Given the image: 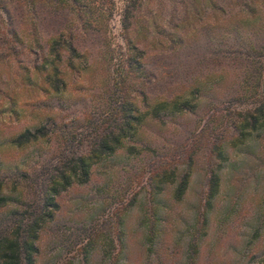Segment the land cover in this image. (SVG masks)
I'll use <instances>...</instances> for the list:
<instances>
[{"label": "trees", "instance_id": "16d2710c", "mask_svg": "<svg viewBox=\"0 0 264 264\" xmlns=\"http://www.w3.org/2000/svg\"><path fill=\"white\" fill-rule=\"evenodd\" d=\"M97 1L19 0L17 7H13L19 9L17 17L7 5L10 0L0 2L2 118L4 115L18 122L21 120V112L16 109L19 97L32 107H42L46 114L54 108L48 96L66 90L68 79L86 68L83 65L85 61H75L78 57L82 59L85 52L78 41L85 39L95 29L94 24L103 18L101 10L104 5L101 3L99 9L95 5ZM139 1L130 0L127 5L123 16L125 30L131 24L129 12ZM188 1L190 21H183L181 36L171 40L176 41V48H186L188 45L184 43L190 40L187 38L196 34L197 38H206L203 46L206 58L219 60L213 61L217 71L206 74L207 78L195 77L186 81L187 84L179 83V91H174L170 98L150 101L144 87L150 83L147 78L153 73L142 65L143 51L135 47L132 55L128 54L119 66L116 77L111 75L105 81V94L98 104L79 121L78 118L65 120L47 115L23 127L17 125L5 132L0 131V150L17 153L9 161L0 157V264H36L41 232L59 211L60 196L71 187L88 184L94 167L101 162L104 165L114 161L119 151H123L124 164H128V159H138L136 172L141 175L148 173L147 181L126 201L115 198L111 201L114 195L102 196L107 192V185L97 187L95 200L99 202L103 197L111 201L110 205L116 206L106 211L108 216L100 225H95L96 230L83 227L86 243L78 247L82 263H90L96 241L103 237L109 248L117 250V254L112 256L109 251V264H120L121 254L127 247V239H124L128 226L126 218L139 201V193L143 189L148 190L151 202L159 203V196L169 185L172 187L171 199L181 202L189 188L198 152H204L206 184L203 205L195 209L194 223L180 230L183 237H188L182 250L183 264H199L202 246L208 241L218 207L215 203L221 193L223 171L235 166L231 155L248 154L252 160L264 155V0ZM77 9H83L85 13L73 15ZM18 23L25 25L23 30ZM222 61L229 62L222 64ZM15 72H21L16 81L12 80ZM229 72L233 73V81L226 85L223 81ZM15 83L19 87L21 85V92L28 93V98L11 92L12 87L13 91L16 89ZM216 83L218 87L215 88ZM9 84L14 85L10 92ZM34 92L38 96L32 97ZM198 93L208 98L213 108H217L214 109L216 112L224 110L226 113L208 115L193 134L189 152L184 144L174 156L157 155V150L144 143L139 133L146 124V117L163 123L166 115L194 113L197 103H192L190 98ZM216 97L218 99L213 101ZM223 104H226V109L219 108ZM235 106L240 108L233 109ZM229 119L232 121L228 122ZM200 147L203 149L199 150ZM120 169L132 174L134 168L128 169L123 165ZM95 206L98 212H105L101 204ZM150 206L151 220L144 219V215L139 225L145 227L147 257L153 253L155 261L157 259L159 264H163L162 256L166 252H163V247L168 244L163 243L161 236L166 232L163 222L167 225L168 220L165 216L163 219L155 215L163 208L168 209L169 205ZM233 210L234 205H225L223 211L217 213V218L224 222ZM95 215L92 213L91 216ZM253 218L256 223L252 224L258 225L254 229L257 236L263 226L264 214H256ZM177 220L182 221V216L178 215ZM157 238L159 240H155ZM174 243L179 245V240ZM102 259L106 260L105 254ZM260 264H264V260Z\"/></svg>", "mask_w": 264, "mask_h": 264}, {"label": "rangeland", "instance_id": "374dc122", "mask_svg": "<svg viewBox=\"0 0 264 264\" xmlns=\"http://www.w3.org/2000/svg\"><path fill=\"white\" fill-rule=\"evenodd\" d=\"M3 1L0 0V2ZM18 1L10 0L7 4L12 13H16L15 16L19 15V9H13L19 4ZM101 3L104 5V9L101 10L102 20L94 24L95 29L89 30L90 33L86 35L85 39L78 41L81 50L85 52L82 54V59L78 57L75 61H85L83 65L86 68L68 79L66 90L57 94L51 93L48 96V99L51 97L50 101L54 104V108L50 111L46 110L47 114L43 113L42 107H32V104H29L28 101H26L27 103L21 101L22 98L19 97L16 109L21 112V120L18 122L13 118L8 119L7 116L3 115V118L0 116V131L5 132L17 125V127H23L26 123L36 121L42 116L47 117V115L65 120L78 118L79 121L81 116L98 104L105 94V81H108L111 75L113 78L116 77L119 66L124 63L128 54L132 55V49L135 47L143 51L142 65L150 73H153L151 77L147 78L150 79V83L144 87L150 101L159 100V98L168 99L174 95V91H179V83L187 84L186 81L195 77L207 78L206 74L217 71L213 61L219 62V60H212L213 57L206 58L204 53L203 46L206 44V38L202 36L197 38V34L187 38L186 34H182L183 37L190 39L184 43V45H188L186 48H176L174 45L176 41L171 40L181 36L183 21H190L189 1L187 3V0H140L133 11L129 12L132 18L127 30L123 28V16L130 0H98L95 5L100 9ZM87 8L91 9V6H87ZM96 10L98 11V8ZM79 12L85 13L83 9L81 11L77 9L72 14L76 15ZM18 24H20V30H23L25 25ZM210 44H214V42ZM225 62L229 61H222V64ZM228 68L230 71H235ZM19 74L21 75V72H15L12 75L14 78L12 80L16 81ZM31 79L33 80V78ZM232 81L233 73L229 72L223 83L227 85ZM12 85L9 84V92ZM14 85L16 89L13 91L12 87V93L28 96V93L21 92V85L20 87L16 83ZM214 86L216 88L218 84L216 83ZM33 96L38 95L34 92ZM40 97L39 99H42V96ZM190 99H192V103H197L194 113L166 115L163 118V123L155 121L149 116L146 117V124L143 125L139 133L144 143L157 150V155L174 156L177 151L183 149L180 147H183L184 144L189 152L193 134L200 129L208 115L219 113L217 116H221V113H226L224 110L216 112L214 109L217 108H213L214 105L208 101L207 97H201V93ZM217 99V97L213 98V101ZM225 105L223 104L219 108L226 109ZM236 107L240 108V106H235L233 109ZM161 113H163L162 110ZM230 121L232 120L229 119L228 122ZM260 145L263 146V144ZM201 149L203 148L200 147L199 150ZM257 149L259 150V147ZM24 153L25 151L22 154ZM16 154L10 150H0V157L3 160L9 161ZM230 158L235 166L223 171L221 193L215 203L218 207L214 212L208 241L202 246L199 264H260L264 260V222L257 236L254 235V229L258 225L252 224V222L256 223L253 216L259 213L264 214V155H258V159L254 160L248 157V154L243 153L232 154ZM123 159V151H119L114 161L104 165L101 162L94 167L93 177L88 184L71 187L60 196L59 211L41 232L36 264H84L81 261L78 248L79 245L86 243L83 227L96 230L95 225H100L102 220L108 216L106 211L116 206L115 204L110 205L113 198L126 201L132 193L141 190V187L146 184L148 173L141 175L139 171L136 172L138 159H128L126 161L128 164H124L125 160ZM205 161V153L198 152L189 188L179 203L171 199L172 187L169 185L165 186V190L159 196V203L151 202L148 190L144 191L143 189L139 193V201L131 208L126 218L128 226L124 239H127V247L126 251L121 254L120 264H159L157 259L155 261V254L151 253L150 257H147L144 244L145 227L139 225V221L144 215V219L151 220L150 205H169L168 209L167 207L163 208L155 215L168 220L167 225L166 222H163L166 232L161 236L163 243L168 244L163 247V252L166 251L162 256L165 261L163 264H171V262L172 264L175 262L183 264L182 250L188 237H183L180 230H183L184 226L194 223L192 218L195 209L199 205H203L202 196L206 184ZM123 165L128 169L134 168L133 173L121 171L120 168ZM104 185H107V192H104L102 196L112 194L114 197L109 202L103 197L101 201L97 202L94 196L96 189L97 187L103 188ZM100 204L103 209L105 207L104 214L96 209L95 205ZM225 205H234V210L227 220L221 222L217 218V213L223 211ZM143 210L144 212H142ZM92 213H96V215L91 216ZM178 215L182 216V221L177 220ZM158 238L155 240H159ZM178 240L179 245L176 246L174 241ZM95 245L96 249L92 253L89 264H109V251L111 256L113 253L117 254V250L107 246L103 237L99 238ZM103 254H105L106 260L102 259ZM219 261L222 263H218Z\"/></svg>", "mask_w": 264, "mask_h": 264}]
</instances>
